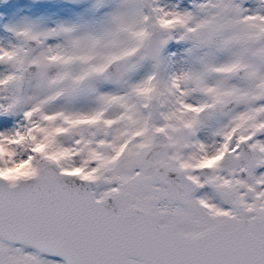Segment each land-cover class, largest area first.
Masks as SVG:
<instances>
[{
  "label": "snow or ice",
  "instance_id": "1",
  "mask_svg": "<svg viewBox=\"0 0 264 264\" xmlns=\"http://www.w3.org/2000/svg\"><path fill=\"white\" fill-rule=\"evenodd\" d=\"M0 264H264V0H0Z\"/></svg>",
  "mask_w": 264,
  "mask_h": 264
}]
</instances>
